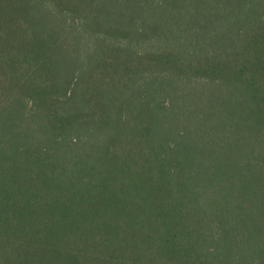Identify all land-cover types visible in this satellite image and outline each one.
<instances>
[{
  "label": "trees",
  "instance_id": "obj_1",
  "mask_svg": "<svg viewBox=\"0 0 264 264\" xmlns=\"http://www.w3.org/2000/svg\"><path fill=\"white\" fill-rule=\"evenodd\" d=\"M0 264H264V0H0Z\"/></svg>",
  "mask_w": 264,
  "mask_h": 264
}]
</instances>
